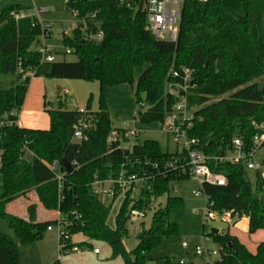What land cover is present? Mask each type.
I'll use <instances>...</instances> for the list:
<instances>
[{
    "label": "trees",
    "instance_id": "1",
    "mask_svg": "<svg viewBox=\"0 0 264 264\" xmlns=\"http://www.w3.org/2000/svg\"><path fill=\"white\" fill-rule=\"evenodd\" d=\"M69 8L77 9L78 17L97 11L94 22H87V31H102L98 41L83 39L82 24L69 36L64 34L62 42L76 55V61L50 62L44 74L98 82L95 125L86 140L80 141L72 140L76 110H62L59 101L57 110H44L49 119L47 129L16 124L29 81V77L21 80L19 69L39 74L45 63L36 50L42 31L33 16L13 18V12H26L23 6L10 4L0 12V74H16L18 78L15 85L0 89V218L7 221L20 245L41 239L54 221H38L35 204L27 206L24 216L7 210L9 203L32 191L44 210L58 211L69 218L80 215L68 228L69 237L59 247V253L71 251L73 246L89 248L83 242L70 244L73 235L82 234L105 241L112 256H120L124 264H143L148 251L163 238L176 235L177 225L168 221V215L171 208L182 205V200L168 196L164 207L153 211L150 226L138 239L137 247L128 252L123 239L127 236L130 210L150 208L153 199L169 191L170 183L189 176L186 171L164 168L166 162L180 154L161 151L156 141L136 142L129 149H123L118 140L107 142L113 127L104 100L105 89L128 84L135 102L143 101L146 106L137 112L136 120L143 124L163 122L173 105L172 96L166 93L169 72L190 69L194 87L187 93V110L191 114L187 134L197 140L198 150L208 157L225 156L232 151L234 138L241 141L243 152L255 147L256 138L261 139L259 146L264 145V0H183L175 42L156 40L145 29L144 14L118 0H71L66 4ZM143 64L147 67L134 78V70ZM86 109H90V98ZM63 160L73 170L64 175L59 198L57 181L47 164L57 161L59 170L65 172ZM207 165L225 179L222 186L200 185L211 203L210 210L246 217L249 234L264 230V184L259 175L252 188L244 177L242 162L210 159ZM120 170L144 181L138 187L137 198H131L132 190L125 192L115 229H110L106 219L111 202L95 197L90 184L94 177L105 179ZM201 228L204 232V225ZM204 236L220 247L212 264H264L263 243L251 253L227 232L211 230ZM155 263L178 264L168 258H157ZM0 264H19L16 244L1 232Z\"/></svg>",
    "mask_w": 264,
    "mask_h": 264
},
{
    "label": "rangeland",
    "instance_id": "2",
    "mask_svg": "<svg viewBox=\"0 0 264 264\" xmlns=\"http://www.w3.org/2000/svg\"><path fill=\"white\" fill-rule=\"evenodd\" d=\"M10 4L29 8L37 21L45 27L49 26L47 37L43 39V43L49 49V54L53 56V61H76V55L66 53L67 47L62 42L63 35L69 36L70 29L75 26V19L66 9L65 0H0V12ZM146 67L147 64H143L135 69L134 78H137ZM48 71L49 63H42L39 74L29 78L23 104L17 113V120L21 127L47 129L49 119L44 110L45 108L55 110L58 101L61 103L62 110L75 111L80 107L86 108L90 98V110L93 112L97 110L100 96L97 81L46 77L44 74ZM17 82L16 74H0V89H8ZM226 96L222 95L221 97ZM104 100L113 128H121L125 122H128L129 128L136 129L137 139L130 136L126 140L121 139L119 141L123 149H129L136 142L153 140L158 143L161 151L169 153L181 151V142L174 139L166 131L162 122L143 124L136 120L137 112L145 109L146 106L143 101L140 104L135 102L132 89L128 84L124 83L106 88ZM251 160L255 168L248 169L245 166L244 177L254 188L257 175L264 184V145L254 150ZM172 184L173 187L167 193L152 200L151 207L145 209L143 215H131L126 223L127 236L123 239V245L130 252L138 245L137 235L139 231L149 228L153 211L158 207H164L168 196L178 197L182 200V205L171 208L168 215V221L177 225L176 235L163 238L156 247L148 251L143 264H156L155 259L157 258H168L175 263L187 259L189 260L188 263L192 264H200L205 261H207L206 264H212L218 255L209 257L194 255L195 246H201L205 250L218 249L219 244L212 241L210 237L204 236L205 233L216 229L219 234L227 232L233 235L232 231L234 230L241 239H244L245 236V239L251 236L248 233V228L246 232L241 225L233 228L230 226L229 218V221L225 222L222 220L221 214L215 211H212L214 218L205 217L206 197L202 193L200 195L193 194V192L200 190V184L197 181L188 178L176 180ZM138 186L139 183H136L131 192L133 199L138 197ZM122 200V196L115 197L113 201L108 200L111 202V206L106 224L110 229H115V217ZM201 225H204V232H202ZM0 232L8 235L16 244L19 264H124L120 256H112L111 248L105 241L88 239L82 234L73 235L70 244L77 245L83 242L87 243L90 248L85 247L78 251L59 253L58 235L55 228L50 231L46 230L41 239L26 245L18 243L7 221L2 218H0ZM183 240L188 241V246L185 249L181 247ZM91 248L100 251L98 258L90 255L92 253Z\"/></svg>",
    "mask_w": 264,
    "mask_h": 264
},
{
    "label": "built area",
    "instance_id": "3",
    "mask_svg": "<svg viewBox=\"0 0 264 264\" xmlns=\"http://www.w3.org/2000/svg\"><path fill=\"white\" fill-rule=\"evenodd\" d=\"M71 0H65V4H69ZM87 2L91 0H85ZM122 2L126 7L141 11L145 16V29L156 39L160 41L175 42L178 35V27L180 22L181 7L183 0H118ZM198 3H205L208 0H195ZM75 19V26L70 29L71 32L78 26L82 24L80 30L83 33L84 40L98 41L102 37V31H87V22H94L96 18L97 11L92 13H87L82 17H78V10L75 8L68 9ZM15 20L23 19L28 14L24 11L11 13ZM30 16V15H29ZM42 34L40 43L37 45L36 50L40 55L41 62L50 63L53 62L54 58L49 53V49L44 45L43 39L47 37L49 26H43L39 21ZM69 31V29H67ZM66 53H72L70 48L66 49ZM34 70L19 69V74L21 80L26 77L34 76ZM191 73L192 70L187 68H182L180 70L172 69L168 76L170 80L166 83V93L173 98V105L170 112L165 116L163 124L168 133L172 137L181 142V151L178 153L180 156L172 158L169 162L164 164V168L179 169L182 172H187L189 178L197 181L200 185L202 183H208L211 185L222 186L225 185V179L222 175L216 174L210 171L207 161L210 159L216 160L218 162H229L237 163L242 162L246 168H255L251 157L255 149L258 148L261 139H255V147L248 152H243L241 150V141L238 138L232 140V151L227 153L225 156L218 157H208L205 156L200 150H198V142L195 138H191L187 134V128L190 126L191 114L187 110V93L194 87L191 84ZM178 79V81H176ZM66 93V92H65ZM95 118L93 111L80 107L76 110V116L74 123L72 125V140L80 141L86 140L87 133L94 127ZM130 136H136V131L133 128H129L128 125H124L121 128H113L108 136L107 142L114 140L120 141L123 138H128ZM263 138V137H262ZM156 166V165H155ZM50 171L54 173L55 179L57 181V189L59 193V198H61V191L64 184L65 172L59 170V164L57 161H52L47 164ZM158 172L159 169H158ZM143 178L137 177L135 174L126 173L123 170L116 176H108L105 179H99L94 177L90 184L91 193L100 200L112 199L117 196H124L125 192L128 190H133L136 183L139 186L143 182ZM138 186V187H139ZM201 190L193 192L194 195H200ZM211 203L205 202L206 208V218H214L212 210H210ZM143 211L130 210V216H141ZM58 217L54 220L52 224L47 226L46 230L50 231L53 228L57 231L58 235V245L61 247L64 240L68 239L69 233L68 228L76 223V220L80 219V215L73 214L72 218L68 215L61 216L57 211ZM230 214L224 212L221 214L222 220L225 222L229 221ZM188 241L183 240L181 242V247L183 249L187 248ZM77 246H73L71 251H78ZM98 249H93L94 253H98ZM220 247L217 250L204 249L201 246L194 247L195 256H213L218 255ZM188 263L187 259L179 260L178 264Z\"/></svg>",
    "mask_w": 264,
    "mask_h": 264
},
{
    "label": "crops",
    "instance_id": "4",
    "mask_svg": "<svg viewBox=\"0 0 264 264\" xmlns=\"http://www.w3.org/2000/svg\"><path fill=\"white\" fill-rule=\"evenodd\" d=\"M25 8H26V13L28 15L34 17L32 12H30L29 8H27V7H25ZM133 98H134V95H133ZM107 111H108V108H107ZM108 116H109V119H110L109 112H108ZM16 124L18 126H21L18 120H16ZM124 125H128V122H125L123 124V126ZM133 129L136 131L135 128H133ZM135 138L137 139V133H136ZM30 204H35L36 205V218H37L38 221H54L58 217L57 211H46V210H44L42 208V206L40 205V203L38 202V200H37V198H36V196H35V194L33 192H28L24 196L18 197L15 200H13L11 203H9L7 205V210L9 212H11V213L16 214V215L24 216L26 208ZM229 219H230V221H229L230 226H232L234 228V227H237L238 225H241L243 230H245L244 232H246V230L248 228V220H247L246 217L241 216V217L238 218V217L229 216ZM233 231H232V234L235 235L237 237V239H239L241 244H243L245 246V248L251 253L255 252L256 247H257L258 244L263 243V245H264V230L255 231L247 239H245L246 236L244 237V239H241V237H239L237 235V233H235V231L234 232ZM217 232H218V230H217ZM91 249H92V253L90 255L92 257L96 256L98 258L99 255H100V251H98V253H94L93 249H95V248H91ZM61 259H64V258H61ZM206 263H207V261L202 262L200 264H206ZM42 264H50V263H42Z\"/></svg>",
    "mask_w": 264,
    "mask_h": 264
},
{
    "label": "water",
    "instance_id": "5",
    "mask_svg": "<svg viewBox=\"0 0 264 264\" xmlns=\"http://www.w3.org/2000/svg\"><path fill=\"white\" fill-rule=\"evenodd\" d=\"M57 108H58V107H57V105H56V106H55V110H57ZM62 165H63V167H64V169H65V175H69V174L72 172V170H73L71 164H70L69 162L63 160V161H62ZM169 187H170V189H171V188L173 187V184L170 183ZM213 231H214L215 233H217V230H216V229H213ZM143 233H144V230H140L139 233H138V235H137V238L140 239V238L143 236Z\"/></svg>",
    "mask_w": 264,
    "mask_h": 264
}]
</instances>
